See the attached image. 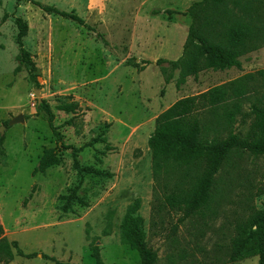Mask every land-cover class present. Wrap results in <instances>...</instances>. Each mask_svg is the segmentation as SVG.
I'll list each match as a JSON object with an SVG mask.
<instances>
[{
  "label": "rangeland",
  "instance_id": "374dc122",
  "mask_svg": "<svg viewBox=\"0 0 264 264\" xmlns=\"http://www.w3.org/2000/svg\"><path fill=\"white\" fill-rule=\"evenodd\" d=\"M36 1L77 12L91 29L28 2L0 0V23L9 15L0 26V138L8 156L0 163V239L71 264H96L90 249L95 242L106 264H141L138 252L121 244L126 210L140 198L158 264H260L259 256L228 263L226 253L235 225L253 207L264 209V156H233L218 176L211 207L186 218L160 209L156 191L164 190L154 177L149 140L157 118L179 100L264 70V48L242 57L239 68L207 70L179 88V72L166 85L161 67H140L182 57L192 24L183 13L201 0ZM17 18L30 25L25 45L37 62L40 88L26 70L15 73ZM36 90L55 114L65 145L82 149L80 163L113 174L87 176L80 195L89 206L76 205L70 214L62 213L59 198L77 183L73 152L62 150L59 166L35 174L45 150L58 146L46 115L38 114ZM62 104H79L78 114L58 110ZM21 115L25 121L13 123ZM98 137L107 143L90 146ZM11 264L54 263L17 257Z\"/></svg>",
  "mask_w": 264,
  "mask_h": 264
},
{
  "label": "trees",
  "instance_id": "16d2710c",
  "mask_svg": "<svg viewBox=\"0 0 264 264\" xmlns=\"http://www.w3.org/2000/svg\"><path fill=\"white\" fill-rule=\"evenodd\" d=\"M18 1L31 3L46 14L91 29L75 11L44 5L36 0ZM168 14L174 12L169 11ZM183 15L189 16L192 24L182 57L176 61H146L140 67L141 71L149 64L161 67L166 85L173 82L177 72V85L180 88L189 77L198 78L204 71L239 68L242 57L264 48V0H201L193 3ZM8 18L9 15L5 14L0 26ZM16 24L19 30V65L15 73L26 70L30 82L40 88L37 62L25 45L30 25L23 18H17ZM246 105H249L247 109ZM79 108V104L58 106V110L74 115L78 114ZM37 110L38 114L46 115L58 139V146L45 150L35 174H46L50 168L59 166V153L71 150L73 169L78 179L69 194L60 196V210L63 214H70L76 205L88 207L86 197L80 195L86 177L107 179L113 174L83 166L79 161L82 149L65 145L63 135L55 125V114L48 103H38ZM73 119L75 117L66 124L71 125ZM246 125L249 128L246 133L239 131L240 127ZM4 140V137L0 138V163L8 160ZM98 142L107 143V139L98 137L89 145ZM149 147L152 151L154 177L164 190L156 191L160 209L167 207L171 211L183 213L186 218L204 214L215 199L218 176L233 156H264V70L179 100L157 118ZM261 191L264 194V188ZM141 209L140 198L128 206L121 224V244L137 251L141 264H158L159 255L149 246L146 221ZM90 249L96 264H106L101 248L95 242L90 244ZM226 256L228 263L259 256L260 264H264V209L253 207L249 216L235 225V237ZM17 257L29 260L40 257L54 264H71L46 254H27L18 241L2 237L0 263L11 264Z\"/></svg>",
  "mask_w": 264,
  "mask_h": 264
},
{
  "label": "water",
  "instance_id": "95a60500",
  "mask_svg": "<svg viewBox=\"0 0 264 264\" xmlns=\"http://www.w3.org/2000/svg\"><path fill=\"white\" fill-rule=\"evenodd\" d=\"M36 95L38 96V103H39V105H42V103H43V100L40 98V94H41V90H36ZM25 121V119H24V116L23 115H21V116H19L18 118H16L14 121H13V123H20V122H24Z\"/></svg>",
  "mask_w": 264,
  "mask_h": 264
}]
</instances>
